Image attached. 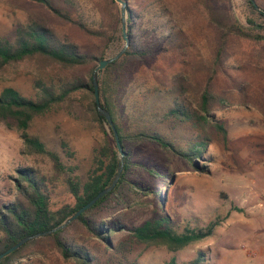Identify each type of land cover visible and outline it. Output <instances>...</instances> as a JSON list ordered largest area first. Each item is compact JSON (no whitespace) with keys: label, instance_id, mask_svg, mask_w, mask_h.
Returning <instances> with one entry per match:
<instances>
[{"label":"rangeland","instance_id":"obj_1","mask_svg":"<svg viewBox=\"0 0 264 264\" xmlns=\"http://www.w3.org/2000/svg\"><path fill=\"white\" fill-rule=\"evenodd\" d=\"M51 1L72 22L28 0H0V37L12 40L17 28L35 21L53 28L59 38L68 39L95 60L88 66L57 70L34 61L6 66L0 70V92L12 87L35 99L38 79L48 85L59 80L86 82L99 64L97 58L110 59L124 47L125 41L121 48L106 44L73 22L111 30L114 10L109 0ZM128 1L139 4L133 8L137 22L131 27L137 44L151 45L157 34L163 36L151 55L128 64L119 120L123 133H156L181 152L199 143L203 146L194 167L153 142L125 139L124 156L130 154L132 161L127 183L86 215L91 226L101 229V236L75 219L62 229L63 238L86 252L90 264H165L171 258L185 264L199 252L205 253L202 264H264V40L230 36L215 65L221 33L209 22L204 0ZM253 1L264 12V0ZM217 2L242 27L250 28L246 19L253 16L246 0ZM114 3L121 17L120 4ZM205 89L210 95L207 123L166 117L175 103L200 115L198 105ZM88 99L78 95L62 103L35 117L28 130L58 154L67 170L53 182V211L74 205L66 179L72 176L83 185L93 169L94 151L102 146L99 129L85 110ZM23 151L19 133L0 122V211L15 197L17 169L33 167L51 175L46 157ZM160 215L168 216L169 225L179 233L204 228L212 221L219 225L211 237L176 252L131 239L134 228ZM12 264L76 263L63 260L50 242L40 240Z\"/></svg>","mask_w":264,"mask_h":264},{"label":"trees","instance_id":"obj_2","mask_svg":"<svg viewBox=\"0 0 264 264\" xmlns=\"http://www.w3.org/2000/svg\"><path fill=\"white\" fill-rule=\"evenodd\" d=\"M39 4L56 16L69 22L72 19L56 8L51 0H28ZM114 10L111 22V30L89 29L81 21H73L82 31L95 38L105 40L106 44L123 47V36L120 28L121 17L113 0H109ZM125 11L127 12L126 33L130 43L123 55L107 64L105 68L96 73L100 107L107 111L112 119L117 131L121 146H124L125 139L148 140L155 143L161 149L178 155L190 162L194 167L196 158L199 156V148L203 143L193 146L188 152H181L174 145L156 133L132 132L126 136L120 127L121 103L125 93L126 69L128 64L136 59H142L151 55L154 48L161 43L163 34H157L155 42L151 45H138L136 35L131 34L132 23L137 21L134 7L139 8L138 3H131L128 0ZM249 13L254 17L246 19L250 28H244L237 23L232 16L225 10L220 9L217 0H204L202 5L210 23L214 24L220 31V45L216 52L214 64H218L224 45L230 36H237L254 41L264 40V12L258 11L253 0H246ZM260 19L263 25L259 24ZM256 30V33H253ZM92 57L81 53L78 47L68 39H61L55 30L49 26L32 21L16 29L12 40L0 37V70L6 66L17 65L25 61H34L41 67L50 66L52 70L79 68L90 65ZM100 62L103 57L97 58ZM215 71V69H214ZM36 90L35 99L22 96L16 89L5 87L0 92V122L8 128H14L23 142V154L44 156L51 163V175H42L33 167H22L17 169V176L14 179L15 197L13 201L4 205L0 211V254L17 244L22 239L36 234L46 233L64 223L81 207L86 205L99 192L107 188L116 176L120 161L115 146L112 131L106 123V119L100 114L94 100L93 72L90 73L86 82L76 79L73 81L59 80V84H46L38 79L34 83ZM80 95H88L86 112L91 120L96 124L102 136V146L94 151L92 166L87 180L82 185L76 178L68 176L66 184L68 192L74 200V205H63L57 210H51L50 197L53 190V182L67 170L57 153L46 148L44 143L37 137L29 134L28 130L33 119L37 116L58 108L64 102L74 101ZM84 95V96H83ZM210 95L205 89L200 96L198 109L200 115L189 113L182 105L175 103L170 108L166 117L177 121H199L207 123L208 103ZM195 119V120H194ZM107 126L108 131L105 129ZM220 131H224L220 124L215 125ZM130 154L126 153L123 158V168L119 181L114 189L105 195L91 209L85 211L77 221L94 234L101 236V229L91 226L86 220V215L107 202L116 191L126 182V175L129 170ZM141 190H144L142 188ZM219 225L218 222H209L204 228L186 229L179 233L169 225V218L166 215L152 218L145 221L142 225L134 228L131 239L138 244L145 246H164L171 252L179 251L186 246L201 242L212 236L214 229ZM63 230H57L51 234L40 236V239L29 240L16 251L0 259V264H12L15 260L22 257L23 251L40 240H47L63 258V260H73L76 264H90L88 254L81 250L62 236ZM203 252H199L197 257L185 264H202L204 259ZM165 264H178L175 258H171Z\"/></svg>","mask_w":264,"mask_h":264},{"label":"water","instance_id":"obj_3","mask_svg":"<svg viewBox=\"0 0 264 264\" xmlns=\"http://www.w3.org/2000/svg\"><path fill=\"white\" fill-rule=\"evenodd\" d=\"M116 3L120 4V11H121V31H122V36L123 39L125 41V45L124 47L119 51V53H117L114 57L107 59V60H102L99 62L98 66L94 69L93 71V86H94V100L95 103L98 107V110L100 112L101 115H103L106 119V123L108 125V127L110 128V130L112 131V135L115 141V146L117 149V152L119 154V167L116 173V176L114 177L113 181L111 182V184L105 188L104 190H102L101 192H99L93 199H91L86 205H84L83 207H81L78 211H76V213L74 215H72L69 219H67L64 223H62L61 225L55 227L54 229H52L49 232L46 233H41V234H36L33 236H29L26 237L24 239H22L21 241H19L17 244H15L14 246L10 247L8 250H6L5 252H3L2 254H0V259H2L3 257L7 256L8 254L16 251L17 249H19L21 246H23L25 243H27L29 240L35 239L37 237L40 236H44L47 234H51L57 230H62L63 228H65L71 221L77 219V217H79L81 214H83L85 211L91 209L96 203H98L105 195H107L109 192H111L114 187L116 186L117 182L120 179L121 173H122V168H123V158H124V151L122 149L117 131L113 125L112 119L109 115V113L105 110H103L100 107V100H99V93H98V85H97V81H96V73L102 69H104V67L119 59L123 53L125 52V50L128 48L129 46V37L126 33V26H125V7L127 2L125 0H114Z\"/></svg>","mask_w":264,"mask_h":264}]
</instances>
